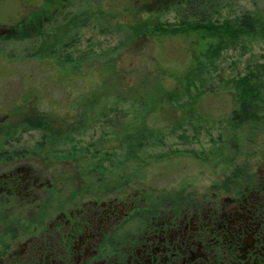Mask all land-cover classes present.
Wrapping results in <instances>:
<instances>
[{
  "label": "rangeland",
  "instance_id": "obj_1",
  "mask_svg": "<svg viewBox=\"0 0 264 264\" xmlns=\"http://www.w3.org/2000/svg\"><path fill=\"white\" fill-rule=\"evenodd\" d=\"M94 3L92 9L103 14L66 46L67 24H50L63 21L67 11V16L74 15L81 0H44L19 32L0 35V108L22 105L27 117L37 111L67 115L68 109L80 126L68 142L70 149L76 148L72 157L92 151L90 155L97 153L105 165L148 164L150 181L201 175L206 167L199 159L206 158L217 140L235 143L239 135L245 152L252 150L257 123L235 133L228 124L238 106L233 84L255 72L264 75V37L245 39L236 25L245 14L264 24V0H205L198 16L189 15L180 0ZM23 8L28 12L31 7L21 0L3 4L0 23L12 22L9 18H16ZM191 24L203 31L223 29L222 45L201 73L195 72L194 36L170 37L156 30L171 32ZM31 39L38 40L39 55ZM52 51L56 58H45ZM60 70L69 74L61 75ZM174 89L184 93L176 98ZM149 130L154 137L144 148L129 147ZM26 142L31 144V138ZM128 153L135 157H126ZM59 157L55 166L65 170L72 162L64 154ZM59 171L56 175L63 179Z\"/></svg>",
  "mask_w": 264,
  "mask_h": 264
},
{
  "label": "flooded vegetation",
  "instance_id": "obj_2",
  "mask_svg": "<svg viewBox=\"0 0 264 264\" xmlns=\"http://www.w3.org/2000/svg\"><path fill=\"white\" fill-rule=\"evenodd\" d=\"M25 22L0 23V35ZM60 23L63 46L86 27L69 19L50 27ZM67 112L0 108V264H264V117H256L251 151L236 135L199 159L201 175L150 181L148 164L80 163L92 151L72 157L68 142L80 126ZM61 154L72 163L59 171ZM99 167L113 176L91 179Z\"/></svg>",
  "mask_w": 264,
  "mask_h": 264
},
{
  "label": "trees",
  "instance_id": "obj_3",
  "mask_svg": "<svg viewBox=\"0 0 264 264\" xmlns=\"http://www.w3.org/2000/svg\"><path fill=\"white\" fill-rule=\"evenodd\" d=\"M83 1V5L81 6L80 10H78L74 15L67 16L70 11H65L66 13L65 18L62 17L63 20H70V21H80L81 24L88 26L91 22L97 20V17L103 14L102 11H95L93 10V6L95 5V0H81ZM10 0H0V9L3 4H8ZM23 5L28 4L31 8L27 12L25 8L23 10L18 9L17 17L16 18H9L12 19V22H16V19L20 21L27 20L29 16L35 12L33 6H41L44 3V0H21ZM92 7L91 6V3ZM184 3V7L186 8V12L191 16H198L200 15L201 8L205 4V0H181ZM17 11V10H16ZM22 17L20 18V16ZM18 20V21H19ZM60 20V19H57ZM5 21V20H2ZM238 29L242 32V36L245 39H254L256 37H264V24L255 19L253 16L245 14L239 20H237ZM1 22V21H0ZM236 23V22H235ZM209 28H204L205 31L201 29L200 26L194 27L192 24L190 27H183V28H174L170 32L168 28L157 29L156 30L162 34H171L170 37L179 36L184 38H189L194 36L192 41V50L194 51V55L197 58L195 61L196 65V73H201L208 65L211 60L212 55L215 53L217 48L221 47L222 45V32L223 29H211L212 31H208ZM27 37V36H25ZM24 39V38H23ZM197 62V63H196ZM171 76V75H170ZM171 77H175L176 79L180 78L179 75L172 74ZM196 77V76H194ZM181 84V82H180ZM190 84H195V81L191 82ZM205 87V84L203 85ZM183 90L187 89V83H183L182 85ZM181 88V89H182ZM232 90L234 91L238 106L232 112L231 119L228 124V130L235 133L237 130L242 128L244 125L250 123H256L259 119H256L257 116L264 117V75L255 72L254 74H250L244 80L236 82L235 85L233 84ZM184 91H177L173 90L175 97L178 98L181 96ZM153 131L149 130L147 133L144 132L140 134L138 138L135 139V143H130L129 147L136 146L137 148H144L146 146V142H149L153 138ZM129 140V137H127ZM149 140V141H148ZM151 142V141H150ZM222 147L220 140H217L213 144V148ZM126 157L134 158L135 155L127 154ZM125 157V158H126ZM199 157V155L197 156ZM103 159H98L97 154L93 155H86L84 156L83 160H80V163H85L89 166L95 164L98 166L105 165L103 163ZM100 174H99V171ZM110 172L107 169L100 168L97 169V177L92 175L94 171H90L88 174H91V179H98L99 175H102L100 179H110Z\"/></svg>",
  "mask_w": 264,
  "mask_h": 264
}]
</instances>
